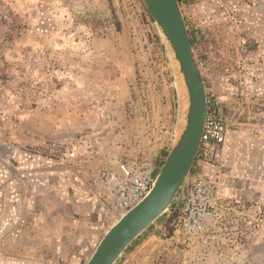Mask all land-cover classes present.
<instances>
[{"label":"rangeland","instance_id":"374dc122","mask_svg":"<svg viewBox=\"0 0 264 264\" xmlns=\"http://www.w3.org/2000/svg\"><path fill=\"white\" fill-rule=\"evenodd\" d=\"M178 3L228 127L196 169L212 166L224 205L188 249L179 197L117 264H264V0ZM176 124L174 70L141 0H0V264H85L117 221L90 203L97 172L140 155L162 168Z\"/></svg>","mask_w":264,"mask_h":264},{"label":"water","instance_id":"95a60500","mask_svg":"<svg viewBox=\"0 0 264 264\" xmlns=\"http://www.w3.org/2000/svg\"><path fill=\"white\" fill-rule=\"evenodd\" d=\"M141 1L161 35L174 70L176 132L148 194L105 232L85 264H117L126 249L184 195L208 112L204 80L193 57L178 0Z\"/></svg>","mask_w":264,"mask_h":264},{"label":"built area","instance_id":"2783aa9c","mask_svg":"<svg viewBox=\"0 0 264 264\" xmlns=\"http://www.w3.org/2000/svg\"><path fill=\"white\" fill-rule=\"evenodd\" d=\"M206 100L208 112L200 144L178 206L179 215L175 224L176 236L188 249L206 236L209 231L207 221H212L224 205L217 183L196 172L201 166L199 161L218 156L227 138V124L213 97L206 95ZM160 169L158 163L146 155L121 159L114 167L101 168L91 185L105 215L118 220L133 209L148 194Z\"/></svg>","mask_w":264,"mask_h":264},{"label":"crops","instance_id":"0c3cea01","mask_svg":"<svg viewBox=\"0 0 264 264\" xmlns=\"http://www.w3.org/2000/svg\"><path fill=\"white\" fill-rule=\"evenodd\" d=\"M166 152V149L163 150V153ZM161 155H162V152H161ZM159 160V159H158ZM204 169H205V176L208 177L209 179L211 180H215L217 177L213 175V171H212V166H208L207 164L204 165ZM90 203L92 204V207H93V210L96 211V215L98 216L99 218V214H98V209L97 207L99 208L100 207V203L98 202V200L94 199V198H91L90 199ZM100 209V208H99ZM9 216V215H8ZM10 217V216H9Z\"/></svg>","mask_w":264,"mask_h":264},{"label":"snow or ice","instance_id":"6c2138e0","mask_svg":"<svg viewBox=\"0 0 264 264\" xmlns=\"http://www.w3.org/2000/svg\"><path fill=\"white\" fill-rule=\"evenodd\" d=\"M37 2H38V0H37ZM74 155H75V153H74Z\"/></svg>","mask_w":264,"mask_h":264},{"label":"bare ground","instance_id":"6f19581e","mask_svg":"<svg viewBox=\"0 0 264 264\" xmlns=\"http://www.w3.org/2000/svg\"><path fill=\"white\" fill-rule=\"evenodd\" d=\"M178 89V88H177Z\"/></svg>","mask_w":264,"mask_h":264},{"label":"trees","instance_id":"16d2710c","mask_svg":"<svg viewBox=\"0 0 264 264\" xmlns=\"http://www.w3.org/2000/svg\"><path fill=\"white\" fill-rule=\"evenodd\" d=\"M166 155V154H165Z\"/></svg>","mask_w":264,"mask_h":264}]
</instances>
